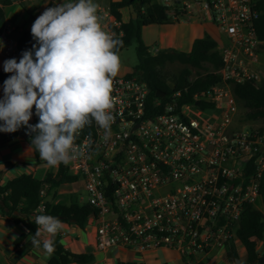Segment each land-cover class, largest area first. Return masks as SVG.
Wrapping results in <instances>:
<instances>
[{
    "label": "built area",
    "instance_id": "built-area-1",
    "mask_svg": "<svg viewBox=\"0 0 264 264\" xmlns=\"http://www.w3.org/2000/svg\"><path fill=\"white\" fill-rule=\"evenodd\" d=\"M151 1L171 20L204 17L216 25L223 34L217 46L221 82L193 94L194 104L171 98L150 114L148 84L136 74L116 75L111 137L105 140L93 121L75 141L85 155L66 167L82 180L86 196L79 199L94 209L87 220L97 248L166 247L183 256L182 264H202L211 248L234 242L242 206L259 197L264 127L242 124L230 89L231 81L256 79L245 60L260 41L259 8L257 0ZM11 32L4 23L0 54L19 61L32 47L19 48ZM200 100L213 105L199 107ZM47 186L42 182L40 197ZM37 209H43L41 202ZM62 223L59 238L67 234L68 223Z\"/></svg>",
    "mask_w": 264,
    "mask_h": 264
},
{
    "label": "clouds",
    "instance_id": "clouds-1",
    "mask_svg": "<svg viewBox=\"0 0 264 264\" xmlns=\"http://www.w3.org/2000/svg\"><path fill=\"white\" fill-rule=\"evenodd\" d=\"M94 0H67L46 7L31 26L35 43L16 58L3 62L5 73L0 98V132L26 128L31 146L48 167L68 165L84 150L77 136L93 121L111 137L113 78L121 66L123 41L106 32ZM35 115L38 123L30 124ZM90 147V146H89ZM31 243L42 245L50 257L54 238L64 225L58 217L38 214ZM43 233L49 238L42 242Z\"/></svg>",
    "mask_w": 264,
    "mask_h": 264
},
{
    "label": "trees",
    "instance_id": "trees-1",
    "mask_svg": "<svg viewBox=\"0 0 264 264\" xmlns=\"http://www.w3.org/2000/svg\"><path fill=\"white\" fill-rule=\"evenodd\" d=\"M8 2L9 0H2V5H0V31L5 23L3 5ZM129 4L133 5L136 17L123 21L120 9ZM257 6L259 15L255 20L256 36L264 41V3L257 0ZM108 13L119 21L118 26H110L114 31L113 37L123 41L118 52L135 42L137 63L129 74H136L148 84L150 91L146 105L150 114L161 112L165 102L171 101V98H174L178 104H194L193 94L205 91L210 86L221 82V75L216 71L222 65L221 54L217 48V42L208 33L195 38L187 51L164 47L151 53L149 47L141 40V29L148 25L171 22L163 6L151 0H115L109 2ZM33 43L35 41L31 35V29L25 31L17 39V45L21 49L32 47ZM174 63L179 64L180 67L175 70L169 69V66ZM192 70H195V75L190 77ZM2 75L4 73L0 72V80ZM230 89L238 106L245 110L242 119L259 120V127H264V82H258L254 78H245L238 82L231 81ZM177 90H179V95L172 97L173 92ZM156 91L163 92L164 95H156ZM210 105L212 107L213 104L202 100L198 104L202 108ZM36 119L35 115L33 125ZM90 129L91 126H85L82 131ZM28 141L31 143L30 136ZM34 151L37 155L38 152L35 149ZM76 180L77 176L71 174L63 163L54 171L47 170L41 178L35 177L32 173H19L4 183H0V214L15 223H22L31 236L35 235L38 227L35 224V217L38 214L52 215L62 222L83 228L87 217L94 211L87 202L80 201L76 196L68 203L52 202L39 196L42 182L47 183L48 188H56L61 184ZM259 198L264 206V170L260 179ZM40 202L43 206L42 210L37 209ZM25 235L26 232L21 233L14 243L18 244ZM236 237L245 248L246 261L239 257L233 242L227 243L224 248V257L227 261L234 264H264V259L259 260L260 256L264 257V215L254 204L245 203L242 206ZM258 240L263 241L261 255L256 249ZM54 245L55 251L50 257L48 256L45 264L89 263L93 260L91 252H71L61 244L57 236L54 238ZM116 264L135 263L119 261Z\"/></svg>",
    "mask_w": 264,
    "mask_h": 264
},
{
    "label": "crops",
    "instance_id": "crops-1",
    "mask_svg": "<svg viewBox=\"0 0 264 264\" xmlns=\"http://www.w3.org/2000/svg\"><path fill=\"white\" fill-rule=\"evenodd\" d=\"M110 1L115 0H94V3L98 5L97 15L101 18L100 23L103 29L112 35L114 31L110 26H118L119 21L108 13ZM62 2L63 0H9L8 3L3 5L5 23L12 28V36L18 39L25 31L31 29L35 19L43 13L46 7H52ZM64 2H67V0H64ZM0 5H2V0H0ZM120 11L123 21L131 17L128 6L122 7ZM150 27L154 29L151 31L156 32L153 37L156 47L153 49L149 48L151 53H153L154 49L158 50L164 47L187 51L193 40L202 37L204 33H208L217 42V46L223 38L222 32L216 25L204 17L171 20V22L166 24L144 26L141 29V33L143 29ZM149 32L147 33L149 34ZM263 43L264 41L260 40L254 49L253 56L247 57L245 60V66L249 71L256 74L258 82H264V62L259 60V52ZM6 59L5 56L0 54V72L4 73L0 80V98L3 97V78L5 76L8 78L12 75V73H5L3 70V62ZM127 69L124 66L120 67L118 73L125 74ZM34 116L35 108H33L30 124H33ZM28 137L29 135L26 134V128L24 127H21L13 135L0 132V183H4L7 179L22 172L32 173L38 169L39 172L44 174L50 169L47 164L41 166L42 160L39 158V153L35 154L34 147L31 146ZM53 168L52 171L56 167ZM49 192L50 189L47 186L43 199L52 202L58 201L56 189L53 188V192L48 194ZM73 198L70 196L69 201ZM77 199L79 198L77 197ZM254 205L264 215V206L259 197ZM88 222L86 221L83 228L73 224L66 225L67 234L60 237L59 241L71 252H91L93 260L89 263L70 262L67 264H116L119 261L134 262L135 264H182L183 256L177 251L166 247L139 250L121 245H112L105 249H99L94 243V226ZM23 232H26L25 237L18 244H15L14 240ZM46 238H49L48 234L42 232L39 239L43 241ZM31 239V234L27 232L22 223H15L0 214V264H45L48 255L43 250L42 245L40 248L34 247ZM233 243L236 249L238 245L241 247L243 253L238 252V250L237 253L243 261H246L247 254L242 243L237 237ZM224 248L222 246L211 248L202 264H208L210 261L211 264H234L225 259ZM256 249L259 255L263 253V241H257Z\"/></svg>",
    "mask_w": 264,
    "mask_h": 264
},
{
    "label": "rangeland",
    "instance_id": "rangeland-1",
    "mask_svg": "<svg viewBox=\"0 0 264 264\" xmlns=\"http://www.w3.org/2000/svg\"><path fill=\"white\" fill-rule=\"evenodd\" d=\"M193 18H195V17H193ZM149 30H150V32H149ZM151 30H154L153 27L143 29L142 33H141V40L146 46H148L150 49L151 48L153 49L156 47V44L153 40V37L155 36L156 32H153ZM147 32H149V34ZM118 54L120 56V61H121L120 67H123V66L127 67L128 68L127 73H130L132 71V67L137 63V57H136V51H135V42H132L131 44L124 47L121 51L118 52ZM259 54H260L259 60L264 62V43L261 45V50H260ZM179 67H180L179 64L174 63V64H171L169 66V69L175 70ZM117 75H119V73ZM194 75H195V70H192V75L190 77H193ZM244 112H245V110L243 108H241L240 106H238V104H237V112H236L235 116H237V118L241 121L243 120L242 116L244 115ZM242 124L244 126H247V127L248 126L249 127H255V126H260V121L259 120H243ZM45 164H46V162L42 160L41 166L42 165L44 166ZM53 169H54L53 167L50 168V170H53ZM32 173L35 177H38V178H41L44 175L43 173L39 172L38 169L34 170V172H32ZM49 189H50V192L48 194L53 192V188H49ZM55 189H56L57 200L59 202H62V203H68L70 196H71V198H73L76 195V197H78V198L81 197V199L82 198L84 199L86 196V192L83 188L82 180L80 178H78L74 182H68V183L61 184V185L57 186ZM44 195H45V193L43 194V196ZM80 201H82V200H80ZM88 223L91 224L90 220ZM237 250H238V252L243 253V251L239 245L237 246ZM208 264H211V261Z\"/></svg>",
    "mask_w": 264,
    "mask_h": 264
},
{
    "label": "water",
    "instance_id": "water-1",
    "mask_svg": "<svg viewBox=\"0 0 264 264\" xmlns=\"http://www.w3.org/2000/svg\"><path fill=\"white\" fill-rule=\"evenodd\" d=\"M128 7H129V10H130V12H131V18L134 19V18L136 17V12H135V10H134V8H133V5H132V4H129ZM6 79H7V76H5V77L3 78L4 81H5ZM155 93H156V95H159V96L164 95V93H163V92H160V91H156ZM74 258H75V257H74ZM263 259H264V257H263V256H260L259 260H263ZM247 264H250V263H247Z\"/></svg>",
    "mask_w": 264,
    "mask_h": 264
}]
</instances>
